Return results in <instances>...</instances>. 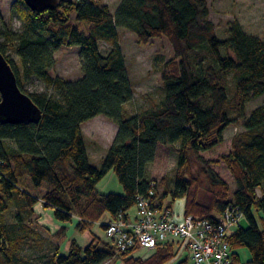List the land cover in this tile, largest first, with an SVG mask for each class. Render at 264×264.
<instances>
[{
  "label": "trees",
  "instance_id": "obj_1",
  "mask_svg": "<svg viewBox=\"0 0 264 264\" xmlns=\"http://www.w3.org/2000/svg\"><path fill=\"white\" fill-rule=\"evenodd\" d=\"M11 16L22 28L15 32L1 25L0 52L42 119L38 124L0 123V264H42L21 257L26 249L46 246L32 223H5L10 203L28 220L42 201L59 221L78 218L77 228L85 233L97 223L106 232L109 223L129 220L140 197L169 209L185 198L184 217L196 220L218 222L229 208L243 214L248 225L241 223L229 236L233 264L242 263L243 248L250 252L249 264H264V105L247 114V105L264 95V39L247 34L236 20L228 23V38L221 40L208 0H122L115 13L97 0H60L56 9L41 13L16 0ZM80 23L88 25L87 31ZM122 29L140 44L167 38L172 45L174 58L165 63L162 77L165 97L152 110L131 113L126 108L134 88ZM101 43L110 47L107 54ZM63 47L80 48L83 77L77 81L54 74L56 53ZM34 81L46 91H28ZM98 116L118 127L101 168L91 164L83 132V125ZM233 125L241 131L233 137L231 152L206 159L202 154L223 144ZM163 147L177 155L178 165L173 177L157 182L147 170ZM217 166L233 176L235 191ZM111 171L124 194L98 191ZM169 197L172 202L166 203ZM177 243L159 245L141 258L134 256L141 247L121 251L114 240L93 236L86 247L73 241L68 255L59 245L47 246L53 250L47 264H106L115 258L125 264H168L178 255Z\"/></svg>",
  "mask_w": 264,
  "mask_h": 264
},
{
  "label": "rangeland",
  "instance_id": "obj_2",
  "mask_svg": "<svg viewBox=\"0 0 264 264\" xmlns=\"http://www.w3.org/2000/svg\"><path fill=\"white\" fill-rule=\"evenodd\" d=\"M16 0H0V27L3 23L8 24L15 32L22 28L21 21L18 18H12L11 7ZM102 4H107L115 13L122 0H97ZM210 8V19L217 25V35L221 40L228 38L227 26L232 21H239L243 30L251 35L264 39V0H208ZM77 24V23H76ZM81 29L85 32L88 25L80 23ZM121 47L126 59L129 76L134 88L133 100L127 104L126 108L131 113H137L145 110H152L159 105L164 97L163 88V70L165 63L174 58L172 45L167 38L154 39L148 44H140L136 36L124 29L120 30ZM101 52L107 54L110 47L101 43ZM21 69V62L14 54H9ZM58 61L54 71L55 75L66 78L69 81H77L83 77L82 61L80 59L79 47H63L56 53ZM30 92H44L46 88L39 81H34L27 86ZM1 101V96H0ZM264 105V95L256 98L247 105V114L250 116L253 110ZM116 125L105 116H98L83 125L85 136V146L89 160L97 168L102 167V161L110 149L114 136L116 134ZM241 131V126L233 125L229 127L224 134V143L216 147L209 153L202 154L208 160H219L222 155L231 152L233 137ZM178 165V157L167 148H161L156 160L149 165L147 175L150 179L160 182L163 177H173L174 171ZM216 170L221 177L235 191L236 184L224 167L217 166ZM168 178V179H169ZM163 190V187H162ZM98 191L102 194H124L123 185L114 171H111L98 184ZM261 197L262 192L258 191ZM172 202L169 197L166 203ZM186 199L178 198L172 204V211L176 220L181 222L184 217V207ZM33 216L27 220V215L16 204L10 203L9 210L5 213V223L18 227L22 221L32 223L34 232L37 233L40 244L45 239L46 246L39 249H26L22 254V261H37L47 264L49 256L53 250L47 246L52 244L61 247V253L68 255L71 244L76 241L80 246L86 247L92 241L93 236H98L103 240H109L106 232L95 224L89 231L82 233L77 226L80 220L76 217L70 222L59 221L55 216V210L45 207L42 201L37 202L33 208ZM138 214L137 206L130 211V215L135 218ZM104 222L109 221V216H105ZM243 226H247L246 219L242 221ZM32 228V229H33ZM41 237V238H40ZM177 243V242H176ZM178 255L168 264H178L180 261L188 258V264H193L191 253L188 249L177 243ZM242 262L249 264L251 255L248 249L243 248L240 251ZM153 253V249L142 248L134 256L147 258ZM106 264H125L122 259L115 258Z\"/></svg>",
  "mask_w": 264,
  "mask_h": 264
},
{
  "label": "built area",
  "instance_id": "obj_3",
  "mask_svg": "<svg viewBox=\"0 0 264 264\" xmlns=\"http://www.w3.org/2000/svg\"><path fill=\"white\" fill-rule=\"evenodd\" d=\"M157 202L138 198L137 218L109 223L107 238L114 240L121 251L135 247L154 249L178 242L190 251L193 264H233L229 236L241 226L243 214L235 215L229 208L218 222L196 220L193 216L179 222L172 209L166 205L157 207Z\"/></svg>",
  "mask_w": 264,
  "mask_h": 264
},
{
  "label": "water",
  "instance_id": "obj_4",
  "mask_svg": "<svg viewBox=\"0 0 264 264\" xmlns=\"http://www.w3.org/2000/svg\"><path fill=\"white\" fill-rule=\"evenodd\" d=\"M34 12L56 9L60 0H24ZM0 123L10 125L38 124L42 111L19 87L16 74L0 52Z\"/></svg>",
  "mask_w": 264,
  "mask_h": 264
},
{
  "label": "crops",
  "instance_id": "obj_5",
  "mask_svg": "<svg viewBox=\"0 0 264 264\" xmlns=\"http://www.w3.org/2000/svg\"><path fill=\"white\" fill-rule=\"evenodd\" d=\"M117 126V125H116ZM117 132H118V127H116V134H117ZM116 134H115V136H116ZM115 136H114V139H115ZM114 141V140H113ZM137 218V215L135 216V218H133L132 216H131V220L133 219V220H135ZM241 264H245V263H241Z\"/></svg>",
  "mask_w": 264,
  "mask_h": 264
}]
</instances>
